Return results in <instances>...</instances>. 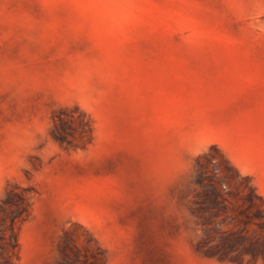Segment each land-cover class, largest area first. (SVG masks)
Segmentation results:
<instances>
[{
  "label": "rangeland",
  "instance_id": "rangeland-1",
  "mask_svg": "<svg viewBox=\"0 0 264 264\" xmlns=\"http://www.w3.org/2000/svg\"><path fill=\"white\" fill-rule=\"evenodd\" d=\"M0 264H264V0H0Z\"/></svg>",
  "mask_w": 264,
  "mask_h": 264
}]
</instances>
